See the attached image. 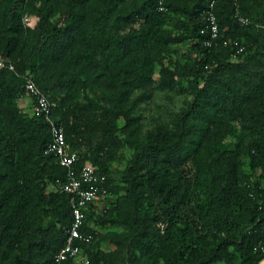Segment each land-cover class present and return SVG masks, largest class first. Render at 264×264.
<instances>
[{"label": "trees", "instance_id": "obj_1", "mask_svg": "<svg viewBox=\"0 0 264 264\" xmlns=\"http://www.w3.org/2000/svg\"><path fill=\"white\" fill-rule=\"evenodd\" d=\"M0 60V264H57L72 222L50 124L21 107L35 105L29 80L76 173L91 163L107 177L110 196L85 210L93 264H261L264 0H0ZM156 89L189 102L143 132Z\"/></svg>", "mask_w": 264, "mask_h": 264}, {"label": "built area", "instance_id": "obj_2", "mask_svg": "<svg viewBox=\"0 0 264 264\" xmlns=\"http://www.w3.org/2000/svg\"><path fill=\"white\" fill-rule=\"evenodd\" d=\"M207 19L211 31V41H213L219 34L218 18L215 12L210 10L207 13ZM238 19L243 25L249 24L248 18L238 15ZM210 44L211 42H209ZM4 66V61L0 60V68ZM10 68H13L12 64ZM26 90L35 99L34 113L42 115L50 124L53 138L48 151L54 153L59 163L68 169V181L63 184L62 189L71 195L72 222L65 244L56 256V262L61 264L68 259H73L80 264H93L82 246L90 243L93 239L92 234L83 231L86 220L85 210L91 203L105 200L110 196L107 177L98 172L91 163L83 165L80 174L76 173L74 166L78 160V153L69 148L65 129L53 118L48 99L31 80L27 82ZM261 264H264V259Z\"/></svg>", "mask_w": 264, "mask_h": 264}, {"label": "rangeland", "instance_id": "obj_3", "mask_svg": "<svg viewBox=\"0 0 264 264\" xmlns=\"http://www.w3.org/2000/svg\"><path fill=\"white\" fill-rule=\"evenodd\" d=\"M25 21L34 25L37 21V17L27 15ZM180 53L184 52L182 45L177 46ZM158 71L156 77H158ZM189 102V97L185 95H176L168 91H160L156 89L153 98L146 103H143L139 107V111L143 115V120L141 122V130L143 132L152 129L156 124H168L172 126L174 119L181 113L182 109L187 107ZM21 107L25 112H34L33 100L28 97L22 101ZM122 153L129 157L131 155V150L129 148L122 149ZM126 160L121 158L112 163V174L118 180L122 176V171L126 167ZM105 231V230H103ZM99 244L105 248L109 249L111 246L105 240H99Z\"/></svg>", "mask_w": 264, "mask_h": 264}]
</instances>
